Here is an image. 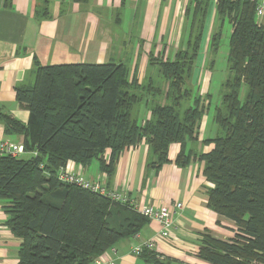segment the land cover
Returning a JSON list of instances; mask_svg holds the SVG:
<instances>
[{"label":"trees","instance_id":"obj_1","mask_svg":"<svg viewBox=\"0 0 264 264\" xmlns=\"http://www.w3.org/2000/svg\"><path fill=\"white\" fill-rule=\"evenodd\" d=\"M211 2L194 0L185 43L165 60L152 47L141 80L137 65L129 77L128 62L121 59L35 62L31 86L15 90L29 113L27 123L0 108L4 134L23 137L24 155L0 156V204L5 226L19 240L18 264H93L119 241L135 237L149 219L134 206L60 182L56 172L68 162L87 168L97 161L110 187L120 154L141 141L148 148L145 172L168 163L173 144L181 146L177 166L197 157L210 184L207 208L234 226L228 240L203 235L198 258L207 264H264V26L255 16L256 0L215 1L207 71H213L225 22L231 33L225 78L213 103L214 132L202 142L213 148L199 155L186 150L196 145L212 106L211 95L200 96L189 85ZM48 17L47 9L36 7L37 20ZM142 109L147 119L140 117ZM157 256L149 249L137 255L171 264Z\"/></svg>","mask_w":264,"mask_h":264},{"label":"crops","instance_id":"obj_2","mask_svg":"<svg viewBox=\"0 0 264 264\" xmlns=\"http://www.w3.org/2000/svg\"><path fill=\"white\" fill-rule=\"evenodd\" d=\"M215 1L209 5L205 18L201 50L204 59L198 60L199 53L189 84L200 96H212V73L206 70L205 61L206 45L214 30ZM193 3L194 0H0V108L26 124L29 113L17 102L15 90L31 86L35 62L40 66L106 63L113 60L116 38L122 47L119 57L125 47L129 49V77L137 65L135 73L141 80L152 47L154 54L165 60L172 59L185 43L188 9ZM37 6L47 9L49 17L37 20ZM257 19L264 26V15ZM139 114L142 120L149 117L147 109ZM213 132L210 106L202 117L196 145H188L186 150L193 149L197 155L208 153L212 144L202 142ZM0 141L20 145L23 137L5 135L0 124ZM180 148L179 144L170 146L169 162L158 171L145 172L148 148L144 141L120 154L111 188L125 194L137 210L147 206L172 207L175 203H181L182 208L174 209L171 215L173 227L167 239L156 238L160 226L149 220L136 239H123L105 252L99 259L101 264H151L132 253L136 242L151 239L155 241L152 252L160 261L207 264L197 255L203 235L209 233L221 240L233 237V224L206 206V187L210 184L202 174L203 163L197 157L185 167L174 163ZM108 154L106 150L103 158L107 159ZM74 170L87 180L102 175L97 161L87 168L74 164ZM6 218L0 204V264H18L19 240L5 226Z\"/></svg>","mask_w":264,"mask_h":264},{"label":"built area","instance_id":"obj_3","mask_svg":"<svg viewBox=\"0 0 264 264\" xmlns=\"http://www.w3.org/2000/svg\"><path fill=\"white\" fill-rule=\"evenodd\" d=\"M256 18H261L264 15V0H256ZM23 147L22 145L14 144L7 141H0V156L1 155H23ZM56 176L60 182L70 184L84 190H88L92 193L98 194L100 196L106 197L113 202L119 203H130L127 196L123 193H120L116 190V188H111L107 186L106 177L101 175L100 177L94 180H87L80 173L74 170V163L68 162L64 167L60 168L56 172ZM132 205V204H131ZM133 206V205H132ZM182 208L181 203H175L172 207L163 206L160 208H153L151 206H147L137 210L134 209L149 219L150 221H155L159 224L160 229L156 235L157 239L165 240L168 238L169 233L173 227L171 215L175 210H180ZM137 235L133 237L136 239ZM155 241L147 240L143 242H136L132 247V253L134 255H139L143 249L152 250L154 248ZM100 258H98L93 264H101Z\"/></svg>","mask_w":264,"mask_h":264},{"label":"rangeland","instance_id":"obj_4","mask_svg":"<svg viewBox=\"0 0 264 264\" xmlns=\"http://www.w3.org/2000/svg\"><path fill=\"white\" fill-rule=\"evenodd\" d=\"M258 20V19H257ZM118 30V29H117ZM116 30V32H117ZM231 33V25L228 22H225L222 26L221 29V39H220V46L218 48V51L216 53V56L214 57V64H213V71H212V80H211V102H212V106H211V113L213 112V108H214V102L216 101V97L219 93V89H220V85L222 83V81L225 78V73H226V68H227V63H226V55H227V51H228V43H229V36ZM114 57L112 58L113 60H124V62H129V54L127 53V51H129V49L126 47L124 48V52L120 55V49H122V47H120V43L121 41L116 38V40L114 41ZM112 55V56H113ZM117 57H119L118 59H116ZM206 67L208 64V54L206 53ZM204 59V54H202V51H200V57L198 58L199 61H202ZM86 64V63H85ZM243 95V94H242Z\"/></svg>","mask_w":264,"mask_h":264}]
</instances>
